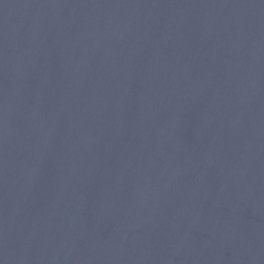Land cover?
<instances>
[{"label": "water", "instance_id": "1", "mask_svg": "<svg viewBox=\"0 0 264 264\" xmlns=\"http://www.w3.org/2000/svg\"><path fill=\"white\" fill-rule=\"evenodd\" d=\"M0 264H264V0H0Z\"/></svg>", "mask_w": 264, "mask_h": 264}]
</instances>
